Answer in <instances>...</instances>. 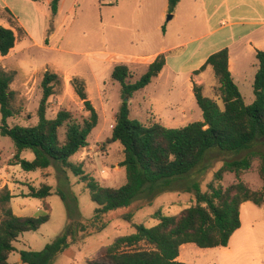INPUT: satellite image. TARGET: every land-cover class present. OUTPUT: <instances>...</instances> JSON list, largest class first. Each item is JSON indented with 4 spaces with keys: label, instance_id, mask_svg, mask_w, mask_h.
I'll return each mask as SVG.
<instances>
[{
    "label": "rangeland",
    "instance_id": "1",
    "mask_svg": "<svg viewBox=\"0 0 264 264\" xmlns=\"http://www.w3.org/2000/svg\"><path fill=\"white\" fill-rule=\"evenodd\" d=\"M50 1L0 0V26L15 31L21 28L16 48L9 55L0 56V68L14 74L11 87L17 93L15 107L21 110V114L8 123L11 126H33L38 123V110L43 98L42 81L45 73L50 72L56 74L59 80L54 86V94L48 100L46 116L53 119L60 111H66L71 115V122L83 124L90 112L76 91L75 80L80 81L98 113L99 121L88 138L89 146L73 156L71 162L81 164L85 172L101 185L121 187L126 183V171L120 166L123 148L119 143L108 142L116 124V114L123 102L121 86L111 77L114 67L124 63V54L138 51L150 53L164 38L163 32L157 29L158 23L164 25L165 31L167 25L166 45L175 48L168 54L170 67L183 73L179 76L167 73L146 90L134 95L129 101L131 117L146 125L160 123L168 128H182L203 120L202 111L190 87L192 81L188 72L201 67L199 62L211 50L209 46L212 43L209 42L213 40L203 41V46L189 58L200 43L187 48H180L178 44L188 41L185 35L189 34L187 28L190 24L169 20V15L173 13L161 15L162 8L153 9L143 3L146 0H60L56 16L51 14ZM193 26L198 27L196 37L206 33L202 22L197 21ZM224 35L219 33L214 40H221ZM34 38L40 42L37 43ZM241 66V71H235V82L245 103L251 105L255 101L253 83L258 70L257 58L243 62ZM147 68L138 65L129 67L128 81L136 82ZM212 73L211 70V74H205L202 87L206 96L216 99L217 81ZM173 102L178 104L170 107ZM182 109L185 110L184 114ZM173 114L177 116L173 121L166 120ZM65 132L66 125L60 129L61 139ZM0 148H3L5 156H9L14 143L10 138L0 135ZM24 158L33 161L35 155L32 150H26ZM234 158L240 157L211 153L203 166L197 167L189 177L175 185L176 189L160 193L150 203L141 200L129 209L111 213L110 223L101 233L73 246L72 249L77 252L76 258L61 254L56 264H88L87 260H91L102 246L112 244L120 236L135 233L134 224H143L148 228L155 226L158 221L153 215L157 211L160 210L164 216L181 214L196 201L195 195L186 188L196 182L202 192L207 191V185L223 162ZM0 174L8 175L6 167L0 168ZM9 177L21 183L15 188L17 193L27 191L29 186L40 188L48 184L53 192H64L70 205H76L83 219H90L95 214L97 205L71 170L62 172L52 166L47 170L25 172L15 165L10 167ZM240 180L253 190H261L264 183L258 173V163L243 173ZM236 182V176L227 173L222 186L226 189ZM28 201L27 214H32L37 210L33 205L37 200ZM48 201L52 208L50 221L36 232L21 235L24 237L21 244L27 250L33 248L34 251H42L66 226V203L57 194H53ZM127 211L135 212L132 222L119 217ZM43 215L45 211L35 217ZM194 246L199 250L184 252L187 264H264V204L243 203L241 228L235 232L228 247L205 249Z\"/></svg>",
    "mask_w": 264,
    "mask_h": 264
},
{
    "label": "trees",
    "instance_id": "2",
    "mask_svg": "<svg viewBox=\"0 0 264 264\" xmlns=\"http://www.w3.org/2000/svg\"><path fill=\"white\" fill-rule=\"evenodd\" d=\"M180 1L168 0V13H173ZM59 5L60 0L50 1L52 16L57 15ZM20 34L21 28L15 31L0 26L1 56L9 55ZM256 58L255 101L251 105L245 103L233 79L229 50L225 48L212 54L194 72V75H200L208 67L212 68L217 81L216 99L206 96L202 85L193 83V93L203 120L175 129L160 123L146 125L133 119L129 103L134 95L143 92L159 76L166 65V54L158 55L133 83L128 81L129 67L116 65L111 77L121 86L123 102L108 142L119 143L123 148L120 166L126 171V183L118 188L101 185L85 172L81 164L71 162L73 156L89 146L88 138L99 121L83 84L75 80L77 94L90 112L83 124L71 122V115L66 111H60L53 119L46 116L48 100L59 80L56 74L46 72L42 81L43 98L38 110V123L11 126L8 121L18 117L21 110L15 107L17 93L11 87L14 74L0 68V135L13 141L14 163L25 172L46 170L52 166L62 172L71 170L97 205L94 216L83 219L76 205H70L64 192L53 193V188L47 184L40 188L29 186L27 197L47 199L53 194L59 195L68 207V221L64 230L42 251H21L23 264H54L73 244L101 233L109 225L111 213L129 209L141 200L150 203L155 196L175 188L197 167L203 166L213 152L240 158L224 161L207 185V191L202 192L196 182L186 188L196 197L194 205L177 216H164L160 210L157 211L153 216L158 223L151 228L134 224L135 233L120 236L112 244L102 247L90 264H183L178 258L185 244L205 249L228 247L232 236L241 228V205L245 202L258 206L264 204V185L261 190H253L240 180L243 173L258 163V173L264 183V50L257 51ZM65 125L66 132L61 139L60 129ZM26 150L33 151V161L22 158ZM227 173L234 174L238 182L224 189L222 182ZM13 197L7 187L0 190V264H10V255L16 251L14 244L21 235L38 231L50 220L48 203L44 204L43 216H16L10 207ZM134 216V211L119 215L128 222H132Z\"/></svg>",
    "mask_w": 264,
    "mask_h": 264
},
{
    "label": "crops",
    "instance_id": "3",
    "mask_svg": "<svg viewBox=\"0 0 264 264\" xmlns=\"http://www.w3.org/2000/svg\"><path fill=\"white\" fill-rule=\"evenodd\" d=\"M143 3L147 4L153 9H156L159 7L162 8L161 15L165 16V14L168 13V0H146V1H143ZM172 19L181 20V21H184L190 24V26L187 28V32L189 34L188 36L185 35L188 41L185 43L178 44L180 48H184V47L187 48L191 44H195L197 42L200 43L194 49V51L192 52L189 58H192L196 54V52L203 46L204 44L202 43L203 41L207 42L208 40H213L209 42V43H212V45L209 46L211 50L200 60L199 65L203 66L206 60L212 54L220 50H223L225 48H228L229 68L232 73L234 81H235V71L242 70L241 63L247 62L248 60L252 58H256L257 51L264 50V0H181L176 10L173 12ZM197 21H200L205 25L204 29L206 31L204 35H201L198 37H196L198 33L197 32L198 27L193 26L194 23ZM22 24L24 26V23ZM163 26L164 25L162 23H158L157 29L163 32ZM167 28L168 27L166 25V31L163 32L164 38L162 39V43L161 44L158 43V45H156V47L152 49L150 53H146L145 51H138V52H130V53L122 55V59L124 60L123 64H126L128 67H131L132 65L134 66L138 65L140 67H148L157 58L158 55L165 53L166 54V65L163 68L162 72L159 74V76L153 79L152 83L155 82L156 80L162 79L167 73L170 76L171 74L179 76L181 73H183V71L181 70H176L174 67H170V56L168 54L174 51L175 48L168 47L166 45L165 38L168 35ZM26 30L28 31L27 28ZM219 33H225L224 37L221 40H219L218 38L214 40V37ZM29 34L33 36V34H31L30 32ZM42 37H43V34L40 40H42ZM35 40L37 41V43L40 42V40H37V39ZM196 70L188 72V74L191 77L190 80L193 83L203 85L205 76H206L205 74L206 73L211 74L212 68L208 67L206 71L201 73L200 75H194V72ZM192 82H191L190 87L193 92ZM176 104L178 103L173 102L170 104V107L175 106ZM182 111L184 114L185 110L182 109ZM176 117L177 116L173 114V115L168 116L166 120L171 119L173 121ZM167 123L170 124V122H167ZM2 149L3 148H0V168H2L3 166L6 167V171L8 175L2 176L0 174V190L7 187L11 191L12 195L14 196L10 202V207L12 208L14 214L18 217H35V215H37L38 213L44 212L45 211L44 204L48 203L50 205L48 199L51 196L48 197L47 199H37L33 197H27L26 195L29 192V188L27 191L21 190L19 193H17L15 188L19 187L21 183L15 179L12 180L9 177L10 167L15 166V165H18V167H21L19 164H15L13 162V157L15 154V146L9 156H5V153ZM24 153L25 151L22 153V158H24ZM117 168L120 169V167L118 166ZM31 199L37 200L36 204L32 203L34 206H36L37 210L33 212L32 214H27L29 211L27 209V205L29 202L28 200H31ZM51 212H52V208H51ZM50 219H51V213H50ZM67 221L68 219L65 220L64 225L67 224ZM87 238H85L84 240H86ZM23 239L24 237L20 236L19 239L15 242L14 245H15L16 251L10 255V258H9L10 264H23L21 260L20 252L29 251V250L34 251L33 248H30L27 250L25 246H22L21 242ZM84 240H81V241H84ZM75 244H73L67 250H65L61 256L71 255L72 257L76 258L77 252L72 249ZM194 245L195 244H185L181 247L180 256L178 258L179 262L183 264H187L188 260H187V256L184 255V252H188L192 250L193 251L199 250ZM101 248H99V250ZM217 248H222V247H217ZM98 251L96 252V254L98 253ZM95 255L92 257L91 260H87L88 264H90V261L94 259ZM56 261L54 264H56Z\"/></svg>",
    "mask_w": 264,
    "mask_h": 264
},
{
    "label": "water",
    "instance_id": "4",
    "mask_svg": "<svg viewBox=\"0 0 264 264\" xmlns=\"http://www.w3.org/2000/svg\"><path fill=\"white\" fill-rule=\"evenodd\" d=\"M172 18H173V15L170 14L168 19L170 20V19H172Z\"/></svg>",
    "mask_w": 264,
    "mask_h": 264
}]
</instances>
